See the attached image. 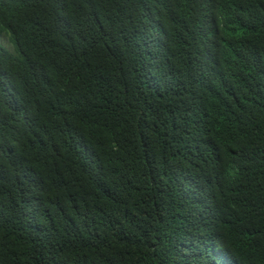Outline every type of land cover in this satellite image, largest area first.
<instances>
[{"label":"trees","instance_id":"1","mask_svg":"<svg viewBox=\"0 0 264 264\" xmlns=\"http://www.w3.org/2000/svg\"><path fill=\"white\" fill-rule=\"evenodd\" d=\"M257 30L264 0H0V264H204L201 232L264 264Z\"/></svg>","mask_w":264,"mask_h":264},{"label":"clouds","instance_id":"2","mask_svg":"<svg viewBox=\"0 0 264 264\" xmlns=\"http://www.w3.org/2000/svg\"><path fill=\"white\" fill-rule=\"evenodd\" d=\"M264 31L257 30L249 38L251 42V49L244 54L241 59V66H244L246 61L264 66ZM199 238L202 239L205 248L203 249L202 262L204 264H238L237 261L231 257H224L217 248L216 238L201 232Z\"/></svg>","mask_w":264,"mask_h":264},{"label":"rangeland","instance_id":"3","mask_svg":"<svg viewBox=\"0 0 264 264\" xmlns=\"http://www.w3.org/2000/svg\"><path fill=\"white\" fill-rule=\"evenodd\" d=\"M3 44H4L6 47H8V48L10 49V46H9V44L6 42V40L3 41Z\"/></svg>","mask_w":264,"mask_h":264}]
</instances>
